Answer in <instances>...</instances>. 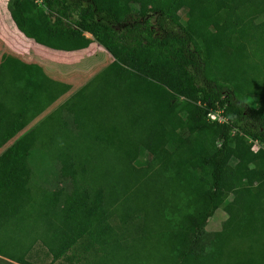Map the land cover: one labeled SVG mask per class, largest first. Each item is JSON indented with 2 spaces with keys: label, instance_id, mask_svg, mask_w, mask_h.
<instances>
[{
  "label": "trees",
  "instance_id": "trees-1",
  "mask_svg": "<svg viewBox=\"0 0 264 264\" xmlns=\"http://www.w3.org/2000/svg\"><path fill=\"white\" fill-rule=\"evenodd\" d=\"M148 4L43 0L39 7L33 0H8L16 29L36 44L78 52L95 43L110 55L105 72L112 70L124 84L116 98L124 100L125 117L119 114L108 141L122 137L128 176L167 183L161 207L155 201L128 204L116 187H89L78 161L63 159V185L53 192V204L63 211L62 254L88 236L100 246L102 263L264 264V150L254 153L248 142L264 144V0ZM177 5L186 10L184 20ZM212 111H222L227 122L211 123ZM34 142L31 131L0 156V205L19 199L23 205L28 197ZM108 206L120 214L124 231L110 234ZM219 208L227 218L219 231L206 232ZM50 251L54 259L62 255Z\"/></svg>",
  "mask_w": 264,
  "mask_h": 264
},
{
  "label": "rangeland",
  "instance_id": "rangeland-1",
  "mask_svg": "<svg viewBox=\"0 0 264 264\" xmlns=\"http://www.w3.org/2000/svg\"><path fill=\"white\" fill-rule=\"evenodd\" d=\"M5 1L0 0V156L31 131L35 142L27 158L31 171L28 197L23 205H19L20 199L13 205H0L5 216L0 220V257L22 264L102 263L98 262L100 246L92 244L88 236L80 237L62 254L65 245L62 205L53 204V192L63 185L58 181L62 160L75 158L77 170L86 174L89 187H116L115 194L128 204L137 200L144 205L155 201L161 207L165 201L161 202L159 193L167 183L163 178L137 182L133 175L128 176L130 167L123 159L127 147L121 142L122 137L113 143L108 141L112 126L120 122L119 114L125 117L124 100L116 98V94L124 93V84L112 70L105 72L110 55L95 43L84 52L63 53L23 38L20 45L27 53L15 52L18 49L12 39L19 35L7 7V10L1 7ZM163 1L167 0H148L147 7ZM176 12L182 20L186 18L182 6L177 5ZM149 20L154 25V16ZM249 103L256 107L255 98L250 97ZM212 146L217 148L218 143L212 142ZM141 192L146 193L144 198ZM230 199L231 195L226 194L225 202ZM12 210H16V216L11 222L8 212ZM107 210L110 216L105 223L110 234L124 231L120 214L109 206ZM154 214L155 209L151 211L149 225L154 222ZM226 218L224 209H217L204 230L219 231ZM130 246L129 243L127 249H132ZM51 249L62 255L54 259Z\"/></svg>",
  "mask_w": 264,
  "mask_h": 264
},
{
  "label": "crops",
  "instance_id": "crops-1",
  "mask_svg": "<svg viewBox=\"0 0 264 264\" xmlns=\"http://www.w3.org/2000/svg\"><path fill=\"white\" fill-rule=\"evenodd\" d=\"M7 3H8V0H6L5 1V3H3L4 5H1V7L3 8V9H5V10H7L6 9V7H7ZM12 21V20H11ZM13 23V22H12ZM14 25V24H13ZM14 28L16 29V27H15V25H14ZM16 31H17V33H18V37H14L15 39H12L13 40V43H14V45L17 47V49L18 50H15V52H17V53H19V52H21V53H23V54H25V52H26V50H24V49H22L21 48V45H20V42H21V39L23 38L24 40H26V41H29V42H32V43H34V44H36L33 40H30V39H28V38H26L25 36H23L17 29H16ZM85 36L86 37H89L90 35L89 34H85ZM21 37V38H20ZM94 44V43H93ZM93 44H91V45H93ZM37 46H40V45H38V44H36ZM91 45L87 48V49H89L90 47H91ZM40 47H42V46H40ZM42 48H44V47H42ZM45 49H47V48H45ZM87 49H85V50H87ZM47 50H49V49H47ZM85 50H82V51H78V52H84ZM52 51V50H51ZM56 52H60V51H56ZM27 53V52H26ZM64 53V52H63ZM65 53H73V52H65ZM15 213H11V214H8V218H10V221L12 222L13 220H14V217L16 216V215H14ZM3 218H5V216H4V214H2L1 215ZM0 216V217H1ZM2 218H0V220H1ZM13 219V220H12ZM8 224L10 225L11 223H9L8 222ZM7 225V224H6ZM4 263H7V264H22V263H19V262H14V261H9V260H5L4 258H2V257H0V264H4ZM31 264H35V263H31Z\"/></svg>",
  "mask_w": 264,
  "mask_h": 264
},
{
  "label": "built area",
  "instance_id": "built-area-1",
  "mask_svg": "<svg viewBox=\"0 0 264 264\" xmlns=\"http://www.w3.org/2000/svg\"><path fill=\"white\" fill-rule=\"evenodd\" d=\"M39 7L42 5L43 0H33ZM208 120L211 123L223 124L227 122V119L222 115V111H212L207 115ZM248 142L252 145L251 151L257 153L259 150H264V144L258 140L249 139Z\"/></svg>",
  "mask_w": 264,
  "mask_h": 264
}]
</instances>
